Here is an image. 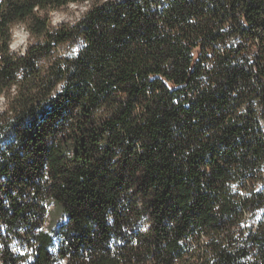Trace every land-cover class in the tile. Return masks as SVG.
I'll return each instance as SVG.
<instances>
[{
    "label": "trees",
    "instance_id": "trees-1",
    "mask_svg": "<svg viewBox=\"0 0 264 264\" xmlns=\"http://www.w3.org/2000/svg\"><path fill=\"white\" fill-rule=\"evenodd\" d=\"M1 97L2 264H264V0H0Z\"/></svg>",
    "mask_w": 264,
    "mask_h": 264
},
{
    "label": "rangeland",
    "instance_id": "rangeland-1",
    "mask_svg": "<svg viewBox=\"0 0 264 264\" xmlns=\"http://www.w3.org/2000/svg\"><path fill=\"white\" fill-rule=\"evenodd\" d=\"M86 8H87L86 4L71 3L67 6L54 9L51 11V23L54 26H58L62 23H73L83 15ZM29 42H30V34L27 31L24 24H17L13 28V39L10 44L11 51L15 53H23L26 50ZM75 50H76V45L72 43H66L61 45V51L64 53H70L71 51H75ZM5 106H6V100L4 97H1L0 110L5 109ZM255 219L256 218L251 219L250 223L251 224L255 223L256 221ZM2 246L3 245L0 242V249ZM9 246H11L12 250L18 254H21L22 251L24 250L23 246L16 238H13L11 240Z\"/></svg>",
    "mask_w": 264,
    "mask_h": 264
},
{
    "label": "bare ground",
    "instance_id": "bare-ground-1",
    "mask_svg": "<svg viewBox=\"0 0 264 264\" xmlns=\"http://www.w3.org/2000/svg\"><path fill=\"white\" fill-rule=\"evenodd\" d=\"M0 252H1V249H0ZM24 252H25V251L23 250L22 253H21V255H23ZM0 257H1V255H0ZM1 262H2V261H1V259H0V264H2Z\"/></svg>",
    "mask_w": 264,
    "mask_h": 264
},
{
    "label": "built area",
    "instance_id": "built-area-1",
    "mask_svg": "<svg viewBox=\"0 0 264 264\" xmlns=\"http://www.w3.org/2000/svg\"><path fill=\"white\" fill-rule=\"evenodd\" d=\"M16 255H21V254H18V253H15ZM0 255H1V252H0ZM2 263V262H1ZM21 264H24L23 261H21Z\"/></svg>",
    "mask_w": 264,
    "mask_h": 264
}]
</instances>
